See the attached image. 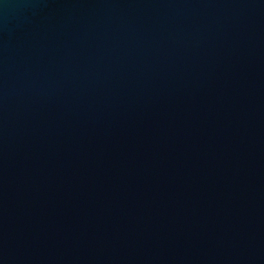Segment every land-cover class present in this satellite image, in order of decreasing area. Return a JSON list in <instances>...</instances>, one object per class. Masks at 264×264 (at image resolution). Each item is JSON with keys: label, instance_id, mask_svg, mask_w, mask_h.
Segmentation results:
<instances>
[{"label": "water", "instance_id": "95a60500", "mask_svg": "<svg viewBox=\"0 0 264 264\" xmlns=\"http://www.w3.org/2000/svg\"><path fill=\"white\" fill-rule=\"evenodd\" d=\"M0 264H264V0H0Z\"/></svg>", "mask_w": 264, "mask_h": 264}]
</instances>
